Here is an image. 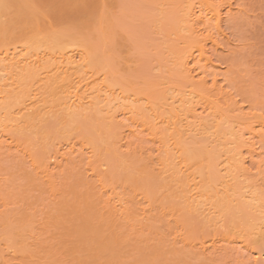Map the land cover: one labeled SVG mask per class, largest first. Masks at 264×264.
Here are the masks:
<instances>
[{
  "label": "bare ground",
  "instance_id": "obj_1",
  "mask_svg": "<svg viewBox=\"0 0 264 264\" xmlns=\"http://www.w3.org/2000/svg\"><path fill=\"white\" fill-rule=\"evenodd\" d=\"M80 1L0 0V162L4 158H21L25 163L31 160L33 166L42 169V175L46 174L44 177L52 180L59 177L64 166L80 165L76 162L80 159L79 163L86 161L87 169L102 182L108 178L107 171V178L101 174L107 166L91 165L95 149L86 151L85 147H78L80 143L65 141L70 131H64L67 125L74 130L83 119L100 118L107 128L112 150L129 153L140 149L144 155L153 152L155 146L150 144L158 145L154 148L157 156L152 154L153 158L147 161L162 166L159 177L165 187L175 190L186 212L203 220L202 229L208 231L209 239H199L200 252L206 256L207 251L217 252L224 245H228L224 252H230V246L237 245L233 246L234 251L240 253L245 249V254H250L249 249L253 250L249 247L256 244L263 250H254V256L251 252L249 256L255 260L249 262H261L258 259L264 257V115L253 109L247 112L244 106L231 101L235 98L230 99L231 92L225 88L229 84L223 85L228 79L217 72L220 65L215 66L211 56L219 50L231 52L222 30L223 14L226 12L228 17L233 13L230 0H221V4L218 0H151L158 6L177 8L175 39L170 47H165L172 61L166 59L173 64L181 85H169L165 78L168 82L144 83L143 87L118 76L111 78L106 66L97 67L95 72L89 70L90 59L95 56L81 38V21L94 16L91 32L106 35V44L109 43L111 27L105 28L102 23L105 17L106 24L111 21L110 5L115 0H84L78 5ZM66 21L74 23L75 35L63 30ZM110 51L108 48L103 57L107 59L113 53ZM124 60L129 62L127 57ZM51 119L60 127L55 131L57 137H50L45 130ZM147 132L151 139L145 135ZM32 138L51 146L50 150L44 145L49 150H44V157L37 162L30 150L35 143ZM199 156L202 158L197 160ZM206 160L216 163L213 170L208 167L203 173L197 172L195 168ZM247 163L256 173L251 172L253 168L248 169ZM2 181L0 174V184ZM259 181H263V186ZM106 203L111 216L126 217L123 220L131 216L132 208L120 198V193L116 192ZM143 211L151 213L148 209ZM232 214L228 228L225 217ZM243 222L244 228L237 226ZM230 233L239 236L231 238ZM178 239L186 247L197 248V243L183 235ZM222 243L221 248L217 247Z\"/></svg>",
  "mask_w": 264,
  "mask_h": 264
},
{
  "label": "rangeland",
  "instance_id": "obj_2",
  "mask_svg": "<svg viewBox=\"0 0 264 264\" xmlns=\"http://www.w3.org/2000/svg\"><path fill=\"white\" fill-rule=\"evenodd\" d=\"M83 1L78 5H82ZM152 1L112 2L111 21L106 24L105 17L102 23L105 28L111 27L112 38L107 44L106 35L92 33L89 28L95 22L94 16L89 15L81 21V38L95 56L90 59L91 72L98 70L97 67L106 66L105 70L111 78L118 76L121 80H130L138 87H143L144 83L158 84L164 81H170L169 85H181L167 50L175 39L173 31L177 8L175 5L158 6ZM218 3L221 4V0ZM230 3L233 13L227 17L223 11L222 30L231 44L232 53L227 49L215 53L210 50L211 56L215 66L220 65L217 72L228 79L227 84L223 85L229 84L225 88L228 93L231 92L230 99L235 98L231 101L244 106L247 112L253 109V112L259 111L264 115V0H230ZM65 24L63 30L66 28L68 34L75 35L72 30L74 23L66 21ZM108 48L113 53L106 59L103 56ZM126 57L128 63L124 60ZM166 57L171 61L168 62ZM94 119H83L74 130L67 125L64 131L70 132L66 134L69 139L65 141L80 143L78 147L85 149H95L96 155L91 165L107 166L103 168L105 173L101 174L106 176L107 171L108 178L104 176L107 179L102 182H98V177L87 169L86 161L79 163L80 159L76 161L80 164L77 167L69 165L61 169L59 177L53 178L57 179L56 184L47 177L50 183L44 177L46 174L40 173L42 169L38 165L33 166L31 160L25 163L21 158H4L0 162L3 179L0 184V264H254L255 259L250 256L263 249L251 242L249 248L253 251L249 249L248 252H253L251 255L245 254V249L240 253L234 251L237 245H229L232 247L228 249L229 254L224 252L228 245H224V249L222 246L223 251L219 249L213 252L211 249L209 252L213 254L207 251L206 256L202 250L200 252L199 239H209L208 231L202 229L203 220L196 214L186 212L175 190L165 187V182L159 177L162 166L154 167L148 163L150 157L157 156L154 148L158 145L150 144L151 147L155 146L153 152L150 150L151 154L148 151L143 155L140 149H136L129 151L130 155L126 149H122L124 153L116 149V155L113 153L116 150H112L107 141L109 134L103 120ZM58 128L55 120L51 119L45 130L50 137H57L59 134L55 131ZM145 135L152 138L148 132ZM31 140L35 142L30 147L34 161H40L44 157V150H49L51 146L42 144L43 141L38 142L39 138L38 141ZM262 151L264 153V142ZM201 158L199 156L197 160ZM215 164L206 160L195 169L203 173L208 167L213 170ZM247 164L251 170L253 167ZM253 170L251 172L256 173V169ZM260 182L263 186V181ZM116 192L132 208L130 212L133 214L129 212L132 217L129 216L128 221L123 220L126 217L111 216L106 208L108 198ZM143 209L151 213L144 214ZM232 216L225 217L228 228ZM244 225L243 222L237 226L244 228ZM179 235L197 243V248L194 245L193 248L186 247L179 241ZM229 236L235 238L239 234L230 233ZM217 245L221 248L223 243ZM259 261H264V257Z\"/></svg>",
  "mask_w": 264,
  "mask_h": 264
}]
</instances>
